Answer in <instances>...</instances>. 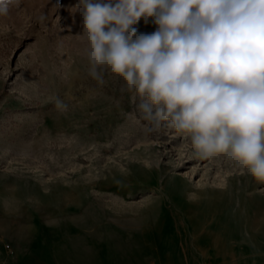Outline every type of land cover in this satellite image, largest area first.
Returning a JSON list of instances; mask_svg holds the SVG:
<instances>
[{
  "label": "rangeland",
  "instance_id": "374dc122",
  "mask_svg": "<svg viewBox=\"0 0 264 264\" xmlns=\"http://www.w3.org/2000/svg\"><path fill=\"white\" fill-rule=\"evenodd\" d=\"M77 3L22 0L0 16V264H88L106 249L129 264H264V245L245 241L264 239V181L198 158L187 134L147 132L121 78L89 76Z\"/></svg>",
  "mask_w": 264,
  "mask_h": 264
},
{
  "label": "clouds",
  "instance_id": "9594fccd",
  "mask_svg": "<svg viewBox=\"0 0 264 264\" xmlns=\"http://www.w3.org/2000/svg\"><path fill=\"white\" fill-rule=\"evenodd\" d=\"M22 0H0V16ZM88 74L134 93L146 131L187 134L264 181V0H78ZM151 22L155 31L140 32ZM56 107L68 105L57 98Z\"/></svg>",
  "mask_w": 264,
  "mask_h": 264
},
{
  "label": "bare ground",
  "instance_id": "6f19581e",
  "mask_svg": "<svg viewBox=\"0 0 264 264\" xmlns=\"http://www.w3.org/2000/svg\"><path fill=\"white\" fill-rule=\"evenodd\" d=\"M172 182V190L170 191V192H177V193H179V194H181L183 191H184V188H183V185L178 181V179H174V180H172L171 181ZM212 194H213V196H216V195H219L220 194V192L219 191H212ZM218 198H220L219 196H217ZM223 198V197H222ZM250 204H251V206H254L256 209H260V200H258L257 198H252L251 200H250ZM225 208H226V206H225ZM243 213V212H242ZM233 215V214H232ZM244 215V214H243ZM225 216V215H224ZM245 216V218H246V225L247 226H253L254 224H252L251 223V221H250V219H248V215H244ZM240 215H238L237 216V220H236V218H235V220H236V222H234L232 225H226L225 226V234L226 235H234V234H238L239 233V229L241 228V226L242 225H244V223H243V221L241 222V220H240ZM223 218V217H222ZM233 218H234V216H233ZM225 219V218H224ZM227 223V222H226ZM221 224V223H220ZM231 224V223H230ZM222 225V224H221ZM216 226V225H215ZM218 227H219V224L217 225ZM221 227V226H220ZM213 228H215V227H213ZM215 229H217V228H215ZM217 230H219V229H217ZM260 231V230H259ZM259 231H253L252 233H251V235L249 236V238L247 239V240H245V241H247V244L249 245V246H254V247H256V246H261V245H264V239L260 236V232ZM261 231H263V230H261ZM261 233H263V232H261ZM264 234V233H263ZM241 241H244V240H241ZM263 250V249H262ZM262 254V253H261ZM246 258H248V259H251V260H253V259H257V257H255V256H250V257H246ZM262 258V257H261ZM259 259V258H258ZM257 259V260H258Z\"/></svg>",
  "mask_w": 264,
  "mask_h": 264
},
{
  "label": "crops",
  "instance_id": "0c3cea01",
  "mask_svg": "<svg viewBox=\"0 0 264 264\" xmlns=\"http://www.w3.org/2000/svg\"><path fill=\"white\" fill-rule=\"evenodd\" d=\"M135 251L129 252L128 249L127 255L130 258L142 257V255ZM152 258L156 259L158 257L153 254ZM88 264H129V262L125 260L124 254L122 252L113 253L112 251L106 249L103 253L99 255V257H97L96 254L93 253L90 257V262Z\"/></svg>",
  "mask_w": 264,
  "mask_h": 264
}]
</instances>
